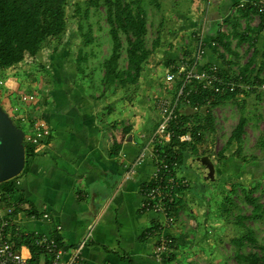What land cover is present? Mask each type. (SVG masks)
<instances>
[{
    "label": "crops",
    "instance_id": "1",
    "mask_svg": "<svg viewBox=\"0 0 264 264\" xmlns=\"http://www.w3.org/2000/svg\"><path fill=\"white\" fill-rule=\"evenodd\" d=\"M249 1L182 0L190 8L182 11L181 20L194 21L189 28L194 48L185 47V53L195 50L201 37L206 52L201 66L215 64L223 74L230 66L228 63L235 62V41L241 38L254 41L258 51L264 52V14L263 23L257 27L261 14ZM241 2L247 5L237 8ZM256 17L259 23L253 26L252 20ZM247 22V26H251L246 28ZM223 28L226 33L221 34ZM226 37L229 49L219 45L220 39L226 42ZM64 48L69 50L68 55L73 53L66 61L55 52ZM83 49L68 47L63 41L61 46L42 48L35 57L27 56L6 72V90L13 97H5L1 108L24 134L31 132L27 117L33 114L45 119L51 130L47 138L34 145L33 153L25 156L23 170L14 180L13 195L25 206L19 225L32 232L52 234L67 247L84 242L85 264H157L152 256L154 237L149 230L158 218L153 212L141 209L139 193L140 183L152 171V163L141 164L131 178L124 175L126 164L133 160L143 143L140 134H150L154 129L157 112L153 101L149 103L153 117L134 108L133 94L129 92L125 95L106 93L104 72L96 76L91 62L87 65L88 71L83 72L82 68L86 69L84 58L76 61ZM215 49L220 50L219 56ZM55 53L57 56L53 57ZM252 57L250 55L244 64ZM27 66L28 69L23 70ZM252 67L256 69L255 61ZM259 75L261 77L262 73ZM21 77L26 78V82ZM165 88L167 94L166 91L158 94L172 96L173 89ZM25 92L35 94V98L22 102L20 95ZM15 106L19 107L18 111L14 110ZM181 111L183 116L192 117L184 108ZM22 116L25 121H21ZM180 164L179 174L185 176L180 173ZM260 207L259 214L263 215L264 205ZM175 209L176 223L171 230L174 242L163 264H196L194 189L188 187ZM31 213L34 218L28 217ZM43 214L48 218L44 219ZM228 225L227 228L234 229V224L229 222ZM212 234L216 236L215 232ZM245 236L239 234L232 240L239 244ZM224 239L231 240L230 237ZM209 257L214 259L211 264H224L220 258ZM44 259L40 256L39 261Z\"/></svg>",
    "mask_w": 264,
    "mask_h": 264
},
{
    "label": "rangeland",
    "instance_id": "2",
    "mask_svg": "<svg viewBox=\"0 0 264 264\" xmlns=\"http://www.w3.org/2000/svg\"><path fill=\"white\" fill-rule=\"evenodd\" d=\"M134 1L131 3V8L134 10L140 7L143 10L146 26L145 48L149 50V55L143 63L144 69L140 77L131 87L134 98L132 105L153 117L149 105L152 103V98L158 93L165 91V94L168 93L167 90L164 91L163 88L166 86L164 87L161 79L170 65H174L180 55L186 54L185 47L189 50L194 48V37L190 39L189 33L194 21L181 20L182 11L186 12L190 8V5L184 4L182 0ZM107 12L108 5L105 0H68L66 5L68 29L64 43L68 47L70 45L85 48L78 54L81 60L83 58L85 60L86 69L82 68V71L87 72L88 62H91L96 76L101 71L104 72L103 63L112 49L111 24L107 19ZM252 22H254L252 25L256 26L259 18H254ZM247 25L248 22L246 28L251 26ZM113 26H116L115 23ZM240 28L243 30L244 27L240 25ZM118 30V38L122 46L118 65L120 69L125 70L128 56L127 38L132 36ZM221 30V34L226 33V29ZM84 34L90 36V42L84 43L82 39ZM157 36L159 41L153 45ZM219 45L222 46L221 43ZM45 47L53 48L49 46L43 48ZM59 50L56 49L55 52L61 54L63 61L73 56V53L68 55L69 50L66 48ZM219 51L215 49L216 56H219ZM234 53L235 62L228 63L231 67H226L224 76L241 74L243 65L239 64H244L252 55L253 58L255 57L256 69L262 73L261 78L264 79V65H261L264 52L258 51L254 41L248 42L246 39L235 41ZM55 56L57 53L53 57ZM26 69L28 66L23 70ZM246 74L252 77L253 72L248 70ZM6 76L5 73V77L0 78V103L5 97L9 99L13 97L12 94L7 93ZM24 80L26 82V78ZM187 111L190 112V108L184 107V112ZM208 113L212 119L211 123L208 121ZM240 116H245L247 122L240 144L241 154L238 155L234 153L238 144L235 141L228 144V139ZM197 119H199L197 123L202 124L200 129L202 134L194 144L196 152L193 153L192 148H187L180 164V173L188 179L189 188L194 189V263L211 264L214 263V259L209 256H215L220 258L221 262L224 260V264H248L241 259V256H249L253 253L260 257L264 256L262 249L264 248V214H259L262 207L257 208L258 212L256 208L254 210L255 205H264V93L261 95L254 92L241 93L226 104L203 106ZM11 121L16 125L12 118ZM203 158L211 160L215 165L213 180H205L203 172L197 168L198 160ZM241 158H247V161L243 162ZM253 214L256 216L253 217ZM220 220L223 222L221 223ZM229 222L234 224V229L227 228ZM210 226L214 230H211ZM214 232L215 237L212 234ZM239 234L246 237L238 244L232 239ZM224 237H230V242Z\"/></svg>",
    "mask_w": 264,
    "mask_h": 264
},
{
    "label": "built area",
    "instance_id": "3",
    "mask_svg": "<svg viewBox=\"0 0 264 264\" xmlns=\"http://www.w3.org/2000/svg\"><path fill=\"white\" fill-rule=\"evenodd\" d=\"M258 12H264V0L249 1ZM247 2H241L237 8H244ZM204 42L201 37L197 40L195 50L189 54L180 55L174 65H170L162 78L163 85L173 89V95L157 94L153 98V105L157 112V120L150 134H140L143 139L141 148L136 156L126 164L125 178H131L138 167L146 161L152 163L149 177L140 183V207L144 211L157 215V221L150 226L149 234L154 237L152 256L157 264H163L165 256L173 246L171 230L176 223L175 206L189 187L187 178L179 174V161L175 152L170 153L173 138L179 142L192 143L193 119H189L183 126L181 124L183 112L181 108L189 107L191 115L200 114L203 106L208 107L215 94L223 95L227 92L237 94L246 91L264 93V83H250L242 74L226 77L221 74L217 65L201 66L205 55ZM211 92V95L201 102H194L192 98L200 92ZM35 94L24 93L20 95L22 102H29ZM203 105V106H202ZM15 111L19 108L15 106ZM191 118V117H190ZM25 121V117L20 118ZM31 132L24 134V145L30 143L40 144L51 134L46 120L37 114L27 117ZM178 125H174V124ZM186 129L183 133H177ZM197 134H200L199 132ZM25 211L23 202L19 201L13 193L0 191V264H85L83 258L84 242L74 247H67L58 242L52 234L29 231L19 225V218ZM28 217L34 218V214ZM44 219L48 218L43 214ZM32 237L38 250L36 258L27 245L16 246L15 239ZM40 256L45 259L39 261Z\"/></svg>",
    "mask_w": 264,
    "mask_h": 264
},
{
    "label": "trees",
    "instance_id": "4",
    "mask_svg": "<svg viewBox=\"0 0 264 264\" xmlns=\"http://www.w3.org/2000/svg\"><path fill=\"white\" fill-rule=\"evenodd\" d=\"M108 5L107 19L111 24V38H112V49L109 57L104 61V76L103 85L105 92L114 95L117 92L122 95L129 92L133 94L131 89L132 85L136 83L140 77L144 66L143 63L149 55V50L145 48V18L143 10L140 7H136L134 10L131 8V3L134 0H105ZM68 0H0V77H5V73L22 63L27 56L35 57L44 46L58 47L63 44L65 35L68 29V19L66 15V5ZM136 3V1H134ZM252 7V6H251ZM257 13L261 14V23H263L264 12H258L257 9L252 7ZM115 23L116 26H113ZM79 24V23H78ZM257 25V27L260 26ZM118 29L132 36L127 38V67L125 70L119 68L118 61L121 54V42L118 38ZM84 43L90 42L91 38L88 35H83ZM226 42L221 43L224 47L229 49V43L227 37L224 38ZM244 38H241V40ZM159 41V36L153 42V45ZM56 45V46H55ZM81 53V52H79ZM76 61L80 62L81 58L77 56ZM254 58L248 60L241 68V74L245 76L246 80L250 83H264V79L260 77L258 69L252 67ZM264 65L263 62L261 64ZM253 72L252 77L245 75V73ZM226 72H223V75ZM257 93L256 91H253ZM244 93H250L246 91ZM211 92H200L198 95H194L192 100L194 102L202 101L206 96L211 95ZM259 94V93H257ZM237 96L235 92H227L223 95L215 94L211 106H218L226 104ZM209 105V106H210ZM203 106V105H202ZM208 106V107H209ZM199 114L194 113V117L183 116L181 124L188 122L189 119L196 118V124L192 125V133L194 135V142L185 143L179 142L178 140L171 141V148L168 152H175L178 157L179 163L187 150L192 148L193 153L196 152L194 144L197 143L202 132V124L197 123ZM208 121L211 123L212 119L208 113ZM247 122L245 116H240L239 120L232 130V133L228 139V144L236 142L238 144L234 153L241 154V141L244 133V126ZM178 125V124H174ZM186 129L176 131L177 133H183ZM200 134H197V133ZM34 151V145L25 143V156L29 157ZM224 155L221 156L223 158ZM243 162H246L247 158H241ZM17 177V176H16ZM16 177L11 178L7 181L0 183V191L7 192L9 194L15 191L14 180ZM252 200V199H251ZM253 201V200H252ZM254 202V201H253ZM178 201L176 202V206ZM175 206V208H176ZM260 207L258 204L255 205L254 210ZM176 210V209H174ZM258 212V211H257ZM252 217V215H250ZM256 214H253L255 217ZM246 237V236H245ZM249 238V236H248ZM59 241L58 237H56ZM15 245H27L30 248L31 253L36 258L38 253L37 248L33 243L32 237H23L15 239ZM264 249V248H262ZM240 257V255L238 254ZM241 259L247 261L248 264H264V256L260 257L256 253L250 254L249 256H241Z\"/></svg>",
    "mask_w": 264,
    "mask_h": 264
},
{
    "label": "water",
    "instance_id": "5",
    "mask_svg": "<svg viewBox=\"0 0 264 264\" xmlns=\"http://www.w3.org/2000/svg\"><path fill=\"white\" fill-rule=\"evenodd\" d=\"M25 164L24 132L14 125L11 117L0 106V183L18 176ZM197 168L203 172L205 180H213L214 163L203 158Z\"/></svg>",
    "mask_w": 264,
    "mask_h": 264
}]
</instances>
